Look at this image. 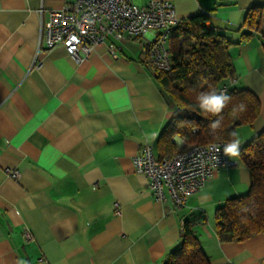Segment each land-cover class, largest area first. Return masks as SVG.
<instances>
[{
  "label": "crops",
  "instance_id": "1",
  "mask_svg": "<svg viewBox=\"0 0 264 264\" xmlns=\"http://www.w3.org/2000/svg\"><path fill=\"white\" fill-rule=\"evenodd\" d=\"M72 1L0 0V264H161L185 222L210 264H264V233L227 243L216 236V210L251 185L237 157L182 206L159 200L135 171L144 144L159 158L157 138L175 113L148 62L154 32L109 38L81 61L62 46L46 50L49 12ZM153 1L171 2L179 19L209 14L207 26L234 43L245 12L264 7V0H133ZM229 55L230 85L259 101L252 125L236 130L242 146L264 130V40L255 32ZM172 140L178 152L188 149Z\"/></svg>",
  "mask_w": 264,
  "mask_h": 264
},
{
  "label": "trees",
  "instance_id": "2",
  "mask_svg": "<svg viewBox=\"0 0 264 264\" xmlns=\"http://www.w3.org/2000/svg\"><path fill=\"white\" fill-rule=\"evenodd\" d=\"M210 21L207 13L180 19L169 42L171 68L156 72L155 81L175 110L157 138L159 159L180 153L172 140L174 136L182 138L188 148L213 142L227 143L234 138L231 133H236L241 126H251L259 115L257 97L245 88L230 85L235 73L229 49L255 32L264 40V7H251L245 12L241 26L235 30L240 34L235 43L208 27ZM223 87L232 99L222 113L221 128L212 132L210 124L216 117L199 109L197 96L212 89L221 92ZM240 103L246 105V110L232 115V109ZM237 158L249 169L252 180L246 194L227 199L215 212V232L222 243L241 242L264 233V130L241 146ZM162 263L210 264L192 223L183 224L177 248L169 252Z\"/></svg>",
  "mask_w": 264,
  "mask_h": 264
},
{
  "label": "built area",
  "instance_id": "3",
  "mask_svg": "<svg viewBox=\"0 0 264 264\" xmlns=\"http://www.w3.org/2000/svg\"><path fill=\"white\" fill-rule=\"evenodd\" d=\"M179 20L168 1L139 6L133 0H73L62 9L49 12L48 25L41 34L46 50L62 46L69 56L81 61L109 38H137L152 31L148 62L155 72L168 71L171 68L170 37ZM107 46L116 56L115 45L109 42ZM225 90L226 87L221 89ZM224 144L197 145L160 159L154 156L151 145L144 144L133 156L132 164L136 172L147 176L149 188L159 200L168 197L175 206H182L215 172L235 165L222 150L219 154L211 151L212 145L222 147ZM9 175L17 179L18 172L10 170ZM31 238L25 230L23 241Z\"/></svg>",
  "mask_w": 264,
  "mask_h": 264
},
{
  "label": "clouds",
  "instance_id": "4",
  "mask_svg": "<svg viewBox=\"0 0 264 264\" xmlns=\"http://www.w3.org/2000/svg\"><path fill=\"white\" fill-rule=\"evenodd\" d=\"M231 99V96L227 94V92H217L215 89L207 92H202L197 96L199 109L207 115L216 117V119H214L210 124V129L212 130V132H215L217 129L221 128L223 120L222 113L224 112L225 108L228 107ZM245 110L246 105L240 103L237 107L232 109V115H235L237 111L243 112ZM230 135L234 138L230 139L222 147L220 145H212L211 151L219 154L222 150L223 155L228 158L238 157L241 154V141L239 138H235V132L231 133Z\"/></svg>",
  "mask_w": 264,
  "mask_h": 264
},
{
  "label": "water",
  "instance_id": "5",
  "mask_svg": "<svg viewBox=\"0 0 264 264\" xmlns=\"http://www.w3.org/2000/svg\"><path fill=\"white\" fill-rule=\"evenodd\" d=\"M161 264H164V263H161Z\"/></svg>",
  "mask_w": 264,
  "mask_h": 264
}]
</instances>
